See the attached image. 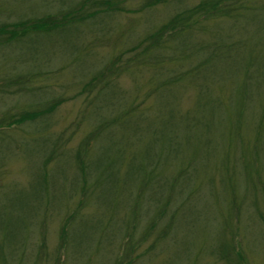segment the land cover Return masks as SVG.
<instances>
[{
  "label": "trees",
  "instance_id": "trees-1",
  "mask_svg": "<svg viewBox=\"0 0 264 264\" xmlns=\"http://www.w3.org/2000/svg\"><path fill=\"white\" fill-rule=\"evenodd\" d=\"M65 1L51 0L26 17V13L20 15L17 11L19 18L16 21L0 24V51L28 36L52 42V46L61 45L56 56L52 54L42 59L30 57L29 63V59L19 58L14 65L11 64L9 71L3 73L0 69V97L12 96L21 101L17 102L16 109L0 108V193L4 196L8 195L5 191L11 194L9 202H17L15 211L19 213L16 219L19 236L13 245L9 242L6 247L0 245V264H9L19 247L24 248L27 244L25 236L33 227L38 226L42 234L45 223L39 217H47L59 208L66 215L58 228V245L55 248L58 255L67 247L68 240L75 243L76 248L81 243L83 248L93 245L94 249L98 243L94 234L98 229L101 230L99 239L103 237L104 240L109 238L114 241L127 235L130 241L125 246L131 253L133 238L129 232L142 216L145 221V230L141 234L143 243L149 241L151 235L154 239L151 250L143 254V264H150L160 258L162 244L174 238L175 222L193 200L191 198L198 196L201 199L204 196L202 203L207 204L210 202L207 200L213 199L212 193L219 204V215L215 219L221 216L216 229L220 234L216 240L219 247L205 255L209 259L218 255V259L229 261L234 252L221 243L222 231L225 227L229 233V218L238 216L240 206L245 203L240 182L246 181L245 188L260 192L257 186L261 184V178L264 179V170L259 168L260 159L255 149L259 131L255 125L251 151L245 140L240 138L235 145V148L239 145L240 154L237 153L234 158L236 150H233V144L231 147L228 145L227 160L221 157V164L218 165L219 172L224 174L216 175L215 185L211 180L206 188L201 186L195 191L194 181L202 180L201 169L199 171L195 167V154L181 152L182 145L177 143L175 127H171L170 122L179 113V122L184 124L185 131L197 125L189 115L193 111L201 115L207 112V92L210 90L207 85L209 82L216 83V79L222 80L219 76L214 78L213 72L218 65H230L235 56L238 57L237 64H233L236 83L228 77L223 87L230 85L229 82L237 86L250 80L248 71L254 69L253 63L250 60L239 62L240 50L245 46L241 34L247 27L257 31V34L264 32V0H198L192 4L189 0ZM7 10L10 13L12 9ZM121 16L134 19L133 22L130 19L129 29L117 31V20ZM96 45L107 46L106 49L111 47V54H97L93 47ZM117 45L119 49H115ZM53 62L57 63L56 67L50 65ZM123 75L131 83L129 88H120L118 84ZM61 78L63 85L59 86L56 81ZM53 84L59 90L56 93ZM70 91L72 93L67 95L68 98L62 96V92L68 94ZM187 94L190 99L183 107ZM240 94H236L238 102ZM156 99L173 102V108L165 111L168 119L162 129L160 125L153 127L146 124L147 116L156 115L152 110L156 105L160 114L164 109ZM72 100L81 107L76 120L64 130H70L74 125L78 130L79 123H87L93 128L87 131L74 152L62 155L59 154L62 149L58 147V142L63 143L64 130L56 137L57 141H53L50 125L46 121L62 103ZM2 101L5 103L0 99ZM240 112L239 108L233 112L234 122L230 127L236 136L241 130ZM263 117L264 109L259 123ZM22 125L30 131L33 129L32 132L22 139L7 135L12 127ZM117 129L132 135V146L125 143V137ZM116 132L120 135V143H116L113 150L116 159L108 155L100 160L97 156L98 149H101L99 143L115 137ZM141 134L148 135L142 154L136 159L128 151L124 159L122 150L125 146H137ZM54 144L57 146L53 148ZM242 149L248 150L249 154L245 155ZM23 155L31 160L29 172L24 173L27 182H9L15 178L18 159ZM41 161H46L42 168L38 167ZM14 162H17V168L11 170L9 165ZM47 164L55 170L48 169ZM114 166L115 169L127 168L125 176L131 178L128 185L115 183L117 177L111 171ZM26 188L30 192L29 198L25 196ZM98 193L100 195L96 196ZM77 195L79 198L74 208L68 209V202ZM223 205L228 209L233 205L235 209L227 215ZM87 209L92 211L83 216L81 212ZM262 215L257 214V218L264 227ZM251 218L254 219V216ZM73 223L76 224L72 230ZM70 227L72 233L69 235ZM44 245L42 240L40 246ZM183 250L184 256L190 258V264H199L201 258L191 260L192 253L187 255L186 248ZM240 251L235 250L234 255L240 261L237 263L235 256L234 264L244 261L243 251ZM127 257L123 256L118 264L135 261L127 260ZM52 264L59 262L55 260Z\"/></svg>",
  "mask_w": 264,
  "mask_h": 264
},
{
  "label": "rangeland",
  "instance_id": "rangeland-1",
  "mask_svg": "<svg viewBox=\"0 0 264 264\" xmlns=\"http://www.w3.org/2000/svg\"><path fill=\"white\" fill-rule=\"evenodd\" d=\"M67 1L68 0L65 2ZM197 1L198 0H189V4L194 2L196 3ZM50 2L51 0H0V11H2L0 14V24L16 21L19 18V14L21 15L26 13L24 17L29 14H33L37 11V8H42L44 5L46 6L47 3ZM7 9L12 10H10L9 13ZM28 9H30L31 12H27ZM130 19H132L133 22L134 18ZM130 19L121 16L119 21L117 20V31H120V29H129V27H131ZM256 32L257 31H254V29H248L247 27V29L241 34V37L245 39V46L244 49L240 50L239 57H241V60H239V62L243 63L246 60H250L253 63L254 69L248 71L249 76L251 77L250 80L240 83V85L237 86H234L233 83L229 82L228 84L230 85L223 87L224 84L228 82L229 78H233V81L236 83V78H234L236 76V71L235 68H233V64H237L238 57L235 56L233 59L234 61H232L230 65H218L215 72H213L214 78L219 76V78L222 80L216 79V83L209 82L207 85L212 91L211 92L208 90L207 92L209 95L207 98L209 102L206 104L207 112L201 115L198 113V111H193L192 114L189 115L194 119V121L197 122V125L192 129L185 131L183 129L184 124L179 122V113L174 118V121H172L173 123L170 122L172 125L171 127H175L177 143L182 145L180 148L181 152L188 154L189 151V153L195 154V167L198 168L199 171L201 169L200 176L202 180L194 181V185L196 186L194 188L195 191L200 190L201 186L206 188L211 180L214 182V179L218 173H222L221 171L219 172L218 165L221 164V157L227 160L225 156L228 152V145L231 147L233 144V150H236L235 153H233L234 158L240 154V150L238 148L239 145L237 148H235V145L239 142L240 138L245 140V145L248 146L250 150V146L253 144V141L251 140L256 132L255 125L258 129L257 132L259 131V140L256 143L255 149L258 152L257 157L260 159L259 168L264 170V119L259 123L261 111L264 109V32L259 34ZM121 35H117L118 38H120ZM254 44L256 46H254ZM52 45V42H44L41 39L36 40L32 36H28V38L25 40H18V42L14 43L12 46H9L8 49L0 51V69H2L3 73L9 71L11 69V64L13 63L14 65L20 60L19 58L29 59L30 57H33V59H42V57L50 56L52 54L53 56H56L59 54L61 45L59 44V47ZM93 47L97 51V54L100 55H104L106 52L111 54L112 52H109L111 47L108 49H106L107 46L100 47V45ZM119 48L120 47H118V45L115 47V49ZM30 61L31 60L29 59L27 63ZM53 63L54 64L50 63V65L56 67L58 61L57 63ZM62 79L63 78H61V80L59 79V82L56 81V84L59 86L61 84L63 85ZM211 79H213L212 76ZM118 84H120V88H129L131 86V83L126 75H123V77L118 79ZM53 87L54 93L59 91L54 84ZM62 87L65 88V86ZM70 88L71 87L65 89ZM228 88L232 89L233 91ZM217 91H220V93H218L216 96L215 93ZM239 92L241 93V99L238 102L236 94ZM71 93L72 91L68 92V94L62 92V96L67 97V95H70ZM188 98L190 99V96L187 94L184 97L185 100L183 107H186V104H188ZM0 99L5 100V103H3L4 101L0 102V108H4L5 110L11 108L16 109V106L18 105L17 102H21L12 96L0 97ZM155 101L159 103V106L164 107V109L160 114L156 105L154 109H152L156 115L153 117L147 116L146 124H150V126L153 127L160 125V128L162 129L163 126L166 125L165 122L168 119L165 111H168L169 108H173V102L170 100L164 101L158 99ZM80 107L81 106L78 102L72 100L62 103L60 108L52 112L50 119L46 122L50 125L51 139L53 141H57L56 137H58V134L63 131L65 127L67 128V126L73 123V120H76L75 116L77 115ZM238 108L241 110V130L238 133V136H236V134L230 130V127L231 122H234V119L232 118L233 112ZM72 127L73 128L70 130H64L62 134V138L64 140L63 143L60 141L58 142V147L62 149L59 154L65 155V153L70 154L71 151L74 152L76 145L84 138V135L87 133V131L93 128L87 123L84 125H80L79 123L78 130L75 129V125ZM32 130L30 131L28 130L27 126L22 125L19 127H12L7 135L9 137L13 135L16 139H22L23 136L27 134L29 135ZM116 131L125 137L124 140L127 145L132 146L130 141H132L133 138L129 132L126 130L121 131L119 129ZM72 134L73 136L71 137ZM120 135H118L116 132L115 137L103 140L99 143L101 149H98L97 156H100V160L106 158L108 155L109 157L114 158V160L116 159L115 156H113V150L116 143H120ZM147 137V134L146 136L141 134V137H139L137 140V146L132 148L125 146V148L122 150L123 156H125L127 152L130 151V153H133L137 159L142 154L144 148L143 143H146ZM59 145L63 146L61 147ZM55 146L57 145L54 144L53 148ZM242 150L245 155L249 154L248 150ZM124 159H126V156ZM18 161L19 164L18 169L16 170L17 173L14 175L15 178L10 179L9 182L16 181L18 184H25V182H27V176L24 173H26V171L29 172L31 160L26 155H23L18 159ZM44 163H46V161H41L38 163V167L41 166L42 168ZM9 167L11 170L16 169L17 162L9 165ZM47 167L48 169L50 167L53 169L50 164H47ZM126 169L127 168L125 167L115 169L114 166V168L111 170L112 172H115L117 178L115 180L116 182H114L117 185L119 184V186H125L126 184L128 185V181L131 179L125 176ZM53 170H55V168ZM261 180V184L257 186L260 189V192H254V190L250 191L249 189L245 188L246 181L240 182L245 193V201L243 198V202L246 203L247 201V203H244L243 206H240L239 210H241V213H239L238 216L232 214L233 216L229 218V223L231 225L230 231L229 233L226 232V228L223 227V237L222 239L220 238L221 243H224L225 246L232 249L231 252L235 253V250L243 251L242 258L244 261L241 260L242 263L240 264H244L246 261H248L249 264H264V227L261 221H259L257 218V214H263L262 216L264 217V179L261 178ZM213 185H215V182ZM218 186L216 188H218ZM27 188L25 189V196L29 198L30 192H28ZM5 192L8 193L7 196H4V193H0V245L4 247H6L7 242L13 245L17 240V236H19L17 226L18 224L16 223L19 213L15 211L17 202H9L11 194L7 191ZM99 195L100 194L98 193L96 196ZM212 195L213 199L207 200L210 201L207 204L202 203L203 200L205 201L204 196H202L201 199L200 197L198 198V196L191 198L193 200H191L190 204L187 205L184 210H182L181 216L177 218V223L175 222L176 227L172 233L174 238L172 241L167 243L164 242L162 244L160 258L154 260L150 264H190V258H187L186 255L184 256V248L187 250V255L192 253L193 258L191 260L195 258H201L199 264L235 263L236 255H234V253L230 255L229 261H222L218 259V255L214 256V258L212 257L211 261V259H209L207 256L209 253L214 252L216 247H219V245L216 243V240L220 235L216 229L219 224V217L221 216L216 217L217 219H215V216L219 215V213H217L219 210V204L217 203L218 199L216 200L215 194L212 193ZM252 195L255 198L251 199ZM218 196L219 194H217V197ZM78 198V195L72 197V199L68 202V209L70 208L72 210L74 208ZM59 209H55V212L50 213L47 217H39L40 219H43V222L45 223L42 234L40 235L41 232H39L38 226L35 228L33 227L31 229L32 231H29L25 236V244H27L23 249H21V247H19L20 249L18 248L19 250L11 256L12 261L9 264H52L55 260H57L59 264H118L121 263L122 258L125 255L128 256L127 260H135L132 264H143L144 252L146 253L147 251L151 250L150 246L152 243H154V241H152L154 240L152 235L149 241L143 243L141 234L142 230H145V221L143 222L144 217L140 216V218L137 219L138 224L133 225L134 229L130 230L129 232L130 237L133 238V240L130 242V245L132 244L131 253H129V250L126 249L125 246L130 241V238H128L127 235L119 236L117 240L114 241L113 239L106 238L108 240V242H106V239L104 240L103 237L99 239L101 230L97 228L99 232L97 230V233L94 235L96 236L98 243L95 244L94 249L92 248L93 245L87 249L83 248V246L81 247V243H79V247L76 248L75 243L66 240L68 242L67 247L62 249L58 255V253L55 252V248L58 245V228L59 224L62 223V220L66 215L63 211H61L62 208ZM234 209L235 208L233 205L231 209H228L223 205V210L227 215H230ZM91 211L92 210L87 209L81 213L83 216H87ZM252 216H254V219L251 218ZM77 222L78 221H76V223ZM76 223L72 224V230L74 229ZM72 230L70 227L68 230L69 235L72 233ZM42 237L43 239H41ZM194 237H198V239H195ZM42 240L45 242L43 247L40 246ZM199 248L202 249V255L199 253L201 252ZM251 253L253 256H251ZM37 256L38 258H36ZM236 261L237 263L240 261L237 256Z\"/></svg>",
  "mask_w": 264,
  "mask_h": 264
}]
</instances>
